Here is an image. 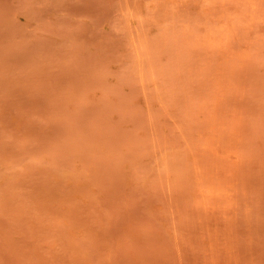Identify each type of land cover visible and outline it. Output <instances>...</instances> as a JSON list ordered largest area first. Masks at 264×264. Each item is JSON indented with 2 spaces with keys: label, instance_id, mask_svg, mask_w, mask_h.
<instances>
[{
  "label": "rangeland",
  "instance_id": "1",
  "mask_svg": "<svg viewBox=\"0 0 264 264\" xmlns=\"http://www.w3.org/2000/svg\"><path fill=\"white\" fill-rule=\"evenodd\" d=\"M0 264H264V0H0Z\"/></svg>",
  "mask_w": 264,
  "mask_h": 264
}]
</instances>
